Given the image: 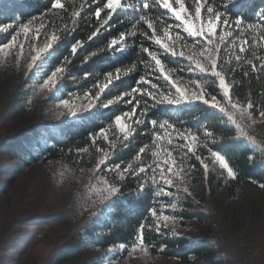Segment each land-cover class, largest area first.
<instances>
[{
  "label": "trees",
  "instance_id": "trees-1",
  "mask_svg": "<svg viewBox=\"0 0 264 264\" xmlns=\"http://www.w3.org/2000/svg\"><path fill=\"white\" fill-rule=\"evenodd\" d=\"M132 1L127 7L123 3L126 11H114L109 18L108 9L103 8L106 0H61L62 9L52 8L54 0H0V27H7L0 33V91L11 72L23 77L8 101V119L21 131L0 145V159L8 156L12 161L10 166L0 164V175H13L7 189L0 182V194H7L17 179H25L19 177L47 164L65 165L79 178L100 179L114 192L110 200L107 197L97 205L102 211L91 226L60 247L53 264L81 259L85 260L79 264H123L137 249L178 264H226V257L219 255L220 246L208 236L207 230H214L216 222L209 210L217 205L230 226L237 225L234 205L242 197L251 203L264 197L263 157L254 146L237 139L236 127L210 105L213 96L221 104L226 101L218 77L196 76L202 80V96L210 103L172 98L176 89L172 80L180 84L183 78L190 79L189 68L176 48L171 55L158 46L153 31L159 37L164 30L178 34L180 30L159 0ZM208 1L221 14L215 32L220 45L216 62L229 85L230 99L239 105L251 103L250 116L264 123L260 115L264 112V0ZM98 9H103L100 17L95 15ZM236 19L243 21L242 35L234 26ZM223 20L229 22L232 35L220 42V35L228 30ZM250 23L257 27L248 28ZM21 25H28L27 36ZM97 29L98 34L89 40ZM121 33L125 34L122 44L109 48ZM52 36L57 37L52 47L36 56ZM184 39L182 43L187 44L199 41L188 34ZM241 39L247 41L243 53ZM77 42L81 46L74 54L71 48ZM8 43L13 46L3 48ZM144 48L163 53V73ZM57 67L64 71L57 74L56 85L45 87ZM117 70L119 79H115ZM108 73L113 76L111 83ZM133 88L141 91L132 93ZM145 92L157 94L151 97ZM108 99L115 103L105 107ZM64 100L69 101L67 106ZM125 112L131 113L122 121L127 138L114 119ZM178 134L194 138L191 149ZM167 151L177 160L172 174L163 163ZM228 165L235 178L227 176ZM141 167L144 173L139 172ZM161 170L163 179L171 178V185L161 180ZM2 179L3 184L9 180ZM84 204L94 214L95 202L87 199ZM31 224L15 219L0 223V264ZM140 225L143 238L137 243Z\"/></svg>",
  "mask_w": 264,
  "mask_h": 264
},
{
  "label": "rangeland",
  "instance_id": "rangeland-1",
  "mask_svg": "<svg viewBox=\"0 0 264 264\" xmlns=\"http://www.w3.org/2000/svg\"><path fill=\"white\" fill-rule=\"evenodd\" d=\"M137 1L141 2L142 0H133L132 2ZM112 2L118 6L113 11L124 12L127 10L128 0H122V3L120 0H112ZM124 2L126 7L123 6ZM170 2L173 7L179 9L175 0H170ZM182 2L185 4L188 18L195 19L197 0H182ZM200 3V20L206 22L212 18L206 11L211 3L208 0H200ZM168 12L172 14V19L176 22L174 26L180 30V33H170L169 30H164L159 37L166 43L174 44L177 54L183 55L182 58L186 60V65L189 68L187 74L190 77V79L180 80L179 86L183 88V91L180 88L174 89L172 98L175 101L199 100L202 98V80H198L196 76L211 75L208 72L210 71L208 66L214 62L215 57L217 60L220 47L217 41L218 37L214 34L213 42L217 47L214 52L207 50L211 46L204 38H197L199 39L197 43H182L185 41L184 36L187 33L184 31L182 22L177 21L173 13ZM214 12L219 13L218 9H214ZM218 28L219 21L217 22ZM158 46L162 48L160 44ZM156 54L160 58L163 53ZM26 65L31 68V64ZM22 79L23 77L16 76L11 72L7 83L0 91V145L17 137L21 131V127L12 124L8 119V101ZM221 90L223 92L222 88ZM225 99L223 104L226 107L223 104L210 103V105L223 112L236 127L237 139H243L242 136L246 138V133L248 138L253 139L256 146L264 151V123L250 116L248 105L232 103L230 94ZM259 153L262 152L259 151ZM261 157L264 160L262 154ZM11 162L8 156L0 159L2 165L10 166ZM2 178L9 180L3 184ZM19 178L25 179H17L7 194H0V223L15 219L32 224L25 228V235L14 242L13 251L5 259L4 264H53L60 247L71 237H77L89 228L102 211L100 209V206L104 204L102 201L107 197L110 200L114 195V192L100 179L94 180L91 176L79 178L65 165L47 164L35 169L34 173ZM12 179L13 175H0L2 188L7 189L6 185ZM87 199L88 203L95 202L96 206L100 204V206L94 207V214L85 210L84 201ZM234 206L237 212L236 219L239 222L233 226H230L217 205L212 206L209 211L214 213L213 221L216 222L213 224L214 230L210 228L207 230L208 236L216 240L220 246L219 255L226 257V264H264V197L257 203H251L242 197ZM39 218H43L40 223H38ZM242 242L245 245H240ZM84 260L81 259L73 264H79ZM123 264L178 263L151 257L141 249H137L132 257Z\"/></svg>",
  "mask_w": 264,
  "mask_h": 264
},
{
  "label": "snow or ice",
  "instance_id": "snow-or-ice-1",
  "mask_svg": "<svg viewBox=\"0 0 264 264\" xmlns=\"http://www.w3.org/2000/svg\"><path fill=\"white\" fill-rule=\"evenodd\" d=\"M120 2L122 3V0H120ZM159 3L164 9H167L168 11L173 13V15L175 16L177 21H181L182 22V25L184 27V31L188 34V36L195 37V38H204L206 40L207 44L211 46L207 50H211L213 52L217 50V47H216V45L213 42V37H214V34H215L216 30H217V22L221 18V14L220 13H215L214 9L212 7H207L206 11L210 14V16L212 18H210L206 22H204V21L200 20V18H201V3H200V0H197V6H196V9H195V19L188 18L186 10H185V4L182 2V0H175V3L179 5V9L173 7V4L170 2V0H159ZM51 6H52L53 9H62V8H64V5L61 3V0H54V3H52ZM117 7H118L117 4L113 3L112 0H106V3L103 6L104 9H108L109 18L112 16V14L115 13L113 10L117 9ZM102 11H103V9H98L96 11L95 15L97 17H100ZM76 15H78V13H74V16H76ZM196 21H200V22L197 23ZM107 22H108L107 20L104 21L105 24H107ZM222 22L225 25V27L228 28V30L225 31L222 35H220V37H219L220 42H223L226 36H231L232 35V29H231V27H228L229 22L227 20H223ZM242 24H243V21L241 19H236L235 20L234 26H235V28L238 30V32L241 35L245 31V29L242 27ZM41 26L43 27V25H41ZM256 27H257L256 24H251L250 23L248 25V28H250V29H255ZM21 28L24 30V33L27 36L28 25H21ZM5 31H7V27H0V33H3ZM37 31H39V30H37ZM98 32H99V29H97L96 32H93L92 36L89 37V40H91L94 36H96L98 34ZM166 35H168V34L166 33ZM153 37H154L156 43L160 44L162 46V48L167 53H169L171 55L173 54V51L175 50L174 44L166 43L160 37L155 35V31H153ZM56 39H57L56 36H52L50 38L49 42L46 43L43 48H40L36 52V56H39L46 49L51 48L52 47L51 41H54ZM177 39H179V37H177ZM262 39H264V33H262ZM124 40H125V34L121 33L120 36H119V39H112L111 40V42L109 44V48H112V47L117 46V45H121ZM12 41L13 42L16 41V36L15 35L12 37ZM239 42H240V45H241L240 52L243 53L245 51L244 45L247 43V41L241 39ZM12 46H13L12 43H8V44H4L3 48H9V47H12ZM80 46L81 45H80L79 42L74 44L72 46V48H71L72 53L75 54L77 52V49ZM21 49H23V45H21ZM143 51L145 53H147V55L149 57H151V59L155 62V65L163 73L164 72V67H163L161 59L157 56L156 52L149 51L148 48H144ZM181 52H183V51H181ZM180 57H183V55H181ZM241 59H242V57L240 55L236 56V60L237 61H240ZM208 67H209V70H210L208 72H210L212 76H215V77L219 78V86H220V88L223 89V95L225 97H229V85L226 83L225 77L221 74L220 71L217 70L216 57H215L214 62L209 64ZM261 70H264V65H261ZM63 71H64L63 67H57L55 69V71L52 72L50 79L45 84V87H48L49 85H56V83H57V81H56L57 74L58 73H62ZM253 71H256V67L255 66H253ZM203 73H207V72H203ZM245 75H247V73H245ZM119 78H120L119 70H117V75H116L115 79H119ZM164 78H167L166 80L170 79L167 74H165ZM107 79H108L109 83H111V81L113 79L112 73H108ZM172 83H174L176 85V88H180L181 91H183V88H181V86H179V84L176 81L172 80ZM151 87L153 89H156L157 85L156 84H152ZM131 91H132V93H136V92H140L141 89L140 88H133ZM144 94L149 95L151 97H154L157 94V92H145ZM126 95H130V93H126ZM117 99L119 100L120 98L118 97ZM201 99H202V101H208L209 102V100L205 98V95L202 96ZM211 100L215 104H221V102L218 101L215 96L211 97ZM230 101L232 103L236 104V102H233L232 100H230ZM68 103H69L68 100H64L63 101V104L65 106H67ZM114 103H115V101L113 99H108L106 104H105V107L111 106ZM129 103H131V101H129ZM137 103H139V101H137ZM213 103H211V104H213ZM89 105H91V101H89ZM223 105L226 107L225 104H223ZM251 107H252V105L250 103L249 104V108H251ZM133 112H135V108L133 109ZM73 114H75V113H73ZM130 115H131V113L125 112L123 117L120 116V115H116L115 118H114L116 126L120 129L121 132L125 133V138H127L128 133L125 131L126 125L122 121L124 120L125 117H129ZM260 115L264 116V112H261ZM137 122L138 123H143L142 120H139ZM181 138L184 139L185 141H188L187 147L189 149H191V142H192V140L194 138L192 136H189V135H186V134H184ZM144 151H145L144 147H141L140 148V152L143 153ZM152 155H153V153H152ZM156 155H160V151H158L156 153ZM166 157H167V159L163 160V163L168 166L167 169H166L167 172L172 174L174 172L172 165L176 164L177 160L173 158L172 151H167L166 152ZM196 158L198 160L201 159L199 156H197ZM99 163L103 164L104 162H103V160H101ZM181 163H182V161H181ZM201 163L203 164V161H201ZM158 167H159V163L157 164V168ZM117 168H119V165H117ZM170 169H171V171H170ZM156 170H157L156 168H153L152 169L153 173H155ZM205 170L207 171V166L206 165H205ZM139 172L140 173H144L145 172V168L141 167L139 169ZM164 176H165L164 170H161L160 171L161 180H163L165 185H171L169 183L171 178L168 177V179L166 180V179H163ZM227 176L231 177V178H235L234 172H233L232 168L229 167V165H228V169H227ZM121 178H123V175H121ZM262 187H264V185H262ZM114 191H116V189H114ZM160 195H161V192H156V196H160ZM173 207H175V205H173ZM151 214L154 217L156 216L157 213H156V209L155 208L152 209ZM162 219L167 221L169 219V217L164 215V216H162ZM143 227H144L143 225H140L141 233H140V237L138 238L137 243H139L140 240H142V238H143L142 237ZM124 247H125V245L122 244L121 245V249H123Z\"/></svg>",
  "mask_w": 264,
  "mask_h": 264
},
{
  "label": "crops",
  "instance_id": "crops-1",
  "mask_svg": "<svg viewBox=\"0 0 264 264\" xmlns=\"http://www.w3.org/2000/svg\"><path fill=\"white\" fill-rule=\"evenodd\" d=\"M245 136H246V138H245L244 136H242L241 138H243V140L246 141L247 143H249V144H251V145H254V146L256 147V150H257L258 152L261 151V152H262L261 154L264 156V151L261 150L260 148H258V147L256 146V144L254 143L253 139L250 140V137L248 138V136H247L246 133H245ZM262 160H263V159H262Z\"/></svg>",
  "mask_w": 264,
  "mask_h": 264
},
{
  "label": "built area",
  "instance_id": "built-area-1",
  "mask_svg": "<svg viewBox=\"0 0 264 264\" xmlns=\"http://www.w3.org/2000/svg\"><path fill=\"white\" fill-rule=\"evenodd\" d=\"M240 245H245L243 242Z\"/></svg>",
  "mask_w": 264,
  "mask_h": 264
}]
</instances>
